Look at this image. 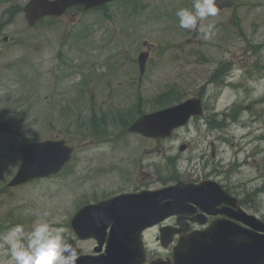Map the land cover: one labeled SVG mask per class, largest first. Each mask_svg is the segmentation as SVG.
<instances>
[{
    "label": "rangeland",
    "instance_id": "1",
    "mask_svg": "<svg viewBox=\"0 0 264 264\" xmlns=\"http://www.w3.org/2000/svg\"><path fill=\"white\" fill-rule=\"evenodd\" d=\"M1 1L0 10L14 3ZM125 5L130 2L73 9L61 21L34 26L20 14L6 27L13 40L0 43V121L11 122L15 132L0 133L3 232L15 224L30 231L45 219L62 227L66 240L76 239L80 253H94L96 242L78 240L70 226L81 206L130 187L129 173L149 174L157 164L168 174L177 156L186 167L188 152L179 146L192 128L185 125L157 141L129 133L128 125L205 87L210 115L227 124L229 141L221 145L227 162L246 133L253 139L248 148L264 150V0H216L218 14L203 22L215 25L210 39L179 27L177 10L191 9L193 0H132L130 11ZM143 51L148 59L139 81ZM49 138H66L74 147L71 160L54 176L9 188L22 159L19 144ZM262 163L260 171H243L254 178L264 172ZM237 176L233 172L232 179ZM258 205L255 212L264 218V194ZM0 257L10 261L7 250Z\"/></svg>",
    "mask_w": 264,
    "mask_h": 264
},
{
    "label": "water",
    "instance_id": "2",
    "mask_svg": "<svg viewBox=\"0 0 264 264\" xmlns=\"http://www.w3.org/2000/svg\"><path fill=\"white\" fill-rule=\"evenodd\" d=\"M109 1L113 0H30L24 12L27 22L32 25L43 16H59L71 6L82 5L87 10ZM147 59V52L139 53L141 75ZM202 112L200 99L189 98L140 116L128 130L146 137L166 138L174 129L187 124L193 114ZM0 132L13 133V128L8 122H0ZM184 148L185 145L180 146V150ZM19 149L22 160L8 186L58 173L74 150L64 138L23 142ZM187 193L188 187L179 183L154 191L123 193L82 206L72 217L70 225L77 239H95L97 245L94 254H80L76 240L68 239L75 251V264H143V231L182 208ZM165 199L169 200L160 203ZM239 218L249 228L228 220L216 221L203 230L182 235L196 238L192 239L188 252L185 241L180 243L174 264H264V221L245 212ZM174 233L168 226L160 228V237ZM235 237H244L243 248Z\"/></svg>",
    "mask_w": 264,
    "mask_h": 264
},
{
    "label": "flooded vegetation",
    "instance_id": "3",
    "mask_svg": "<svg viewBox=\"0 0 264 264\" xmlns=\"http://www.w3.org/2000/svg\"><path fill=\"white\" fill-rule=\"evenodd\" d=\"M12 1L14 2L13 4L1 7L0 10V43L6 44L13 40L11 35L6 34L5 29L13 23L17 15L23 14L24 16L23 8L29 0ZM125 1L129 2L131 0ZM1 3L4 2L0 0ZM73 9L85 11L82 5L71 6L60 16L42 17L34 25L39 24L45 19L49 21H61L65 14ZM143 75L139 76V81H141ZM107 93L111 92L108 91ZM190 97L200 98L204 111L202 114L192 115L187 124L189 130L192 128L190 130L192 134L188 138L187 143H183L185 149L182 151L188 152L185 160L186 167H182V159L177 156L173 158V169L168 174L164 175L161 166L157 164H155L154 169L149 174L132 175L129 173L125 178L127 182L125 185L129 186L131 184V186L111 195L154 191L179 183L185 184L188 187V193L185 196L182 208L176 213L167 216L160 223L147 228L142 233L141 240L145 251V261L143 264H174V255L178 253L177 249L180 243L185 241V247H187L188 252L192 239L196 238L181 236L193 231L203 230L213 222L228 220L249 228L239 218L243 216V212L254 215L256 218L264 221V218H260L255 212L258 211V199L261 194H264V181H262L259 187L257 184L260 178H264V172H257L256 176L251 178L243 171V168L246 166H252L256 171L262 170L261 165L263 164L264 150L257 146L248 148L247 146L250 145L253 139L249 136V133H246L239 138L240 143L235 153L236 157L228 163L224 151H221V145H225L229 141L226 133L227 124L225 120H219L210 115L211 113L206 105V87L200 91H194ZM223 113L224 115L226 114L225 111ZM225 117L232 120V112L226 114ZM262 138H264V135ZM149 139L162 141L167 138ZM241 153L244 158H239ZM259 157L261 158L259 159ZM233 172L239 175L233 178L235 179L234 181L232 179ZM254 180H256V186L252 189L249 185ZM168 200H161L160 203L167 202ZM166 226L170 227V231H174L175 233L171 236L169 235V237H160V228ZM153 230L157 232L156 236L149 237ZM0 234H3L2 224L0 225ZM235 239L241 245V248H243L242 241L244 237H235ZM6 248V245L0 243V252L6 250ZM182 249L185 250L184 247ZM0 264H10V261H2L0 257Z\"/></svg>",
    "mask_w": 264,
    "mask_h": 264
},
{
    "label": "clouds",
    "instance_id": "4",
    "mask_svg": "<svg viewBox=\"0 0 264 264\" xmlns=\"http://www.w3.org/2000/svg\"><path fill=\"white\" fill-rule=\"evenodd\" d=\"M218 11L216 0H193L191 9L182 7L176 16L180 28L198 31L210 39L215 35V25L203 22ZM0 243L7 246L10 264H75V251L64 238V229L45 219H37L30 231L23 224L13 225L0 234Z\"/></svg>",
    "mask_w": 264,
    "mask_h": 264
},
{
    "label": "trees",
    "instance_id": "5",
    "mask_svg": "<svg viewBox=\"0 0 264 264\" xmlns=\"http://www.w3.org/2000/svg\"><path fill=\"white\" fill-rule=\"evenodd\" d=\"M100 123H103V119L100 120ZM93 124H96L95 126H93V131L97 132V123H93Z\"/></svg>",
    "mask_w": 264,
    "mask_h": 264
}]
</instances>
